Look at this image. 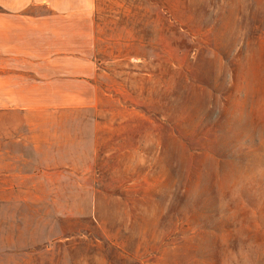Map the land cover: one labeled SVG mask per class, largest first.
I'll return each mask as SVG.
<instances>
[{
	"label": "rangeland",
	"instance_id": "374dc122",
	"mask_svg": "<svg viewBox=\"0 0 264 264\" xmlns=\"http://www.w3.org/2000/svg\"><path fill=\"white\" fill-rule=\"evenodd\" d=\"M92 16L95 75L0 112V264H264V0Z\"/></svg>",
	"mask_w": 264,
	"mask_h": 264
},
{
	"label": "crops",
	"instance_id": "0c3cea01",
	"mask_svg": "<svg viewBox=\"0 0 264 264\" xmlns=\"http://www.w3.org/2000/svg\"><path fill=\"white\" fill-rule=\"evenodd\" d=\"M93 10L94 0H0V112L37 106L39 83L53 81L55 67L60 74L95 75L86 63Z\"/></svg>",
	"mask_w": 264,
	"mask_h": 264
}]
</instances>
